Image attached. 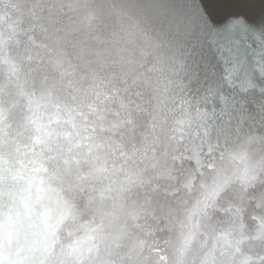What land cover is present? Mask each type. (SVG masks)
<instances>
[{"label":"water","instance_id":"obj_1","mask_svg":"<svg viewBox=\"0 0 264 264\" xmlns=\"http://www.w3.org/2000/svg\"><path fill=\"white\" fill-rule=\"evenodd\" d=\"M238 1L237 6L231 5L234 14H240L239 6L243 1L256 4V8L264 12V0ZM22 2L18 4L15 0V9L11 11L0 3V40H8L0 59V264H258V255L245 252L247 245L241 224L246 219L248 229L256 236V248L264 254V86L243 89L233 96L225 94L227 88L235 91L240 86L237 81H241L242 72L237 66L221 78V72L217 71L222 63L234 67L242 60L239 53L228 52L238 50L232 39L214 32L216 46H209L202 38V35H211L208 33L212 30L206 23H218L219 14L210 13L206 20L198 15L192 20L188 7L179 4L177 11L185 16L187 23L183 24L189 27L184 30L173 14L162 15L156 7L144 6V9H132L124 14L105 10L100 3L89 10L74 0L59 1L71 3L73 7L69 16L65 13L68 9L59 8L61 27L72 28L69 35H63V40L75 41V45L71 44L76 47L72 53L79 56L80 62L95 77L97 91L99 81L106 80L103 76L107 73L113 74L114 67L124 69L125 76L129 74L125 61L135 58L129 57L126 49L127 56L122 54L124 59L113 60H119L115 52L120 40L140 50L139 58H142L135 63L141 68L137 76L131 78L132 86L117 84L118 88L112 91V104L121 110L127 123L132 124L127 131L141 130L140 136L153 131L152 127L136 128L137 122L129 113L137 106L136 110L142 115L141 125L147 123L164 130H155L156 135L151 138L145 136L159 147L135 143L138 137L133 136L129 150L120 151L124 145L118 146L117 139L127 132L122 129L125 122L110 120L109 130H100L95 137L103 116L90 120L96 108L92 109L88 98L97 91L70 90L73 103H49L57 106V109L48 107L46 114L57 118L48 129L52 132L59 127L54 145L49 144L48 135L46 140L39 137L37 146L31 149L28 134L35 130L30 127L46 125L43 122L41 126L32 124L35 104L31 106L28 100L31 99L27 94L28 62L21 61L18 66L13 54L6 56L12 53L13 43L17 48L26 49L31 36L26 35L30 15L28 0ZM59 2L55 1L54 5ZM101 3L122 5L118 0ZM22 5L26 6L24 13L18 9ZM204 11L207 9L200 13ZM241 16L245 18L243 23L252 18ZM227 20L238 21L234 17ZM171 25L175 29L179 25L178 34L171 39L174 42L182 36L184 40L175 42L180 48L183 42L186 52L172 50V42L168 44L160 36L159 32L165 33ZM109 29L116 35H109ZM12 32L14 35H10ZM240 33L239 29L235 36L244 41ZM105 56L112 57L116 65L105 61ZM167 64L177 73H172ZM261 66L264 68V64ZM2 67L14 68L13 83L6 79ZM199 70L210 73L212 81L205 82ZM159 75L169 76V80L163 82ZM165 81L171 82L173 89ZM106 82L111 83L109 79ZM119 89L129 90L130 99L125 100ZM155 89L163 96L166 89L176 94V102L170 105L172 113L163 114V108L152 104L147 108L139 106L137 95L146 92L155 96ZM59 102L63 106H59ZM166 102L172 99L166 98ZM153 109L161 120H151L147 115L154 113ZM192 109L198 115L194 116ZM112 110L114 118L117 113ZM69 121L74 124L69 125ZM70 126L75 128L77 142L67 131ZM135 155L139 156L136 163ZM143 163L150 170L149 177L137 172ZM242 174L244 176L239 178ZM226 176L228 180L234 178L230 189L237 190L239 197L235 200L246 204L250 217H246L245 211H239L227 217L222 230L216 201L228 189L230 183L225 181ZM140 177L151 184L144 191L138 184ZM238 182L234 188V183ZM99 195L103 196L102 200H96L95 196ZM153 195L168 209L163 216L158 215L159 206L151 203ZM164 196L166 199L162 200ZM175 207L181 211H176ZM110 208L115 210L112 220L129 214L140 217V226L137 222L124 224L126 240L102 219ZM138 237L143 239L144 248L135 242Z\"/></svg>","mask_w":264,"mask_h":264},{"label":"bare ground","instance_id":"obj_2","mask_svg":"<svg viewBox=\"0 0 264 264\" xmlns=\"http://www.w3.org/2000/svg\"><path fill=\"white\" fill-rule=\"evenodd\" d=\"M14 1L15 0H0V3L3 4V7H6V9L11 11L15 9L13 5ZM22 1L24 0H16L18 4H22L23 3ZM55 1L59 2L62 0H35V2L32 0H28V10H29L28 14L30 15H28L29 24H28V32L26 33V35H31V36L28 39V46L26 48L27 50L23 48L22 46L17 48V46L13 43L12 53L8 52L6 54V56L8 57H11L13 54L15 57L14 59L17 60L18 66H21L20 65L21 61H23V63L28 62V75L26 76L29 77V79L27 80L29 86L27 89V94L31 96V99H28L30 100L29 104L31 106L35 104V107H34L35 115L31 118L32 124L37 123L38 124L37 126L39 125L41 126L42 125L41 123L43 122L46 125L45 127L44 126H41V127L31 126L30 127V130L32 131L35 130L34 132L28 134V147H30L31 149L37 146L36 141L39 140V137H43V139L46 140L48 138L47 136L49 135L48 141L50 145H54L55 141L57 140L56 137H57L59 127L54 128L52 132L48 130L49 128H52L54 124L57 122V118L55 116L53 115L46 116L47 112L49 111L48 107L53 106L55 107V109H57V106L50 105L49 104L50 102L53 104H57L56 102L58 101H64V102L67 101L71 104L73 102L72 100H70V97L72 98L73 93L70 92V90H73V91L75 90L76 92L80 90L85 91V92L87 91L91 92V89L96 90V80L94 79L95 77H93L87 70L86 66L80 62L79 56H77L76 53H72V49L76 47L72 46L71 44L75 45L76 44L75 41H72L68 38H65L64 40L71 41V42H65L63 40V35H69L70 32L72 31V28L69 27L68 29L65 30L61 27V21L63 20L61 19V15L59 14V8L63 7V8L68 9L65 13L67 14V16H69L70 11L73 12L72 4L64 3V2L62 4V2H59V4L54 5ZM74 1L78 2L79 4L82 5V7L87 8L89 10H92V8H94L95 5L100 3L101 6L105 8V10L120 11L124 14L130 13V10L132 9H144V6H146L149 9H151L152 7H156L158 8V10H160L162 15L164 14L166 16V14H169L171 16V14H173V16L176 18L175 20L179 21L182 24L184 30H186L189 27L187 26L185 27V25L183 24V22L187 23L185 16H183L181 12L177 11L179 4L188 7L187 10H189L192 20L198 15L200 18H203L202 20H206V19H209L207 15H209L210 13L219 14L217 18L218 23H215L214 21H208L206 23L207 28L212 30L211 32L208 33L211 35H202V38L206 39L209 46H211V44L216 46L217 40L214 38L215 35H212L214 32H216L217 35H222V37L226 39L228 38L232 39V42L235 44V47H236L235 49H238V50L229 49L228 52L239 53L240 55L238 56L239 57L241 56L242 62L238 65H234V67L233 65H229L228 63L227 64L222 63L221 69L219 68L220 71H217V73L221 72V78H222L224 74L226 75L227 71L231 72L232 68H235L238 66V71L241 70L242 72L241 81L245 83V84H242L241 81H237V83L238 82L240 83V86L236 87L235 91L233 90V88L232 89L227 88L226 91L224 90V88H221V89L224 90L225 94H229L230 96L231 95L233 96V94H235L236 92L242 91L243 89L250 90V89H253V87L255 86H259V85L264 86L263 85L264 84V68L263 66H261L264 64V12L257 9L256 4L254 3L249 5V4H246L244 1L241 2L239 6L240 14L239 13L234 14V12L231 11L233 9L231 5L237 6V4L239 3L238 0H167V1L166 0H123V1L118 0L119 3H122L121 6L101 3L107 0H74ZM229 5H230V8H229ZM22 6H23L22 8L18 7V9H20L21 13H24L23 9L26 6L25 5H22ZM221 6L226 7V8L219 9V7ZM206 9L207 11L200 13V10H206ZM58 14H59V17H57ZM232 14L234 15L231 16ZM241 14L250 15L252 16V18L249 21L245 20V22L243 23V19L245 18L242 17ZM232 17L238 19V21L236 22L232 21L230 23L227 19L232 18ZM239 19H240V22H239ZM190 24L193 26H196V23H190ZM64 26L66 28L67 24L64 23ZM198 26H201V22H200V25ZM178 27L177 29L179 30ZM177 29L173 28L171 25L169 30L165 32L166 35H162V34H165L162 32H159V33L161 34L160 36H162L163 38L167 40L168 44H171L172 42V47H171L172 50L186 52L183 42H182L181 48L175 42L179 40H184L182 36H178L174 42L172 40L174 35L178 34ZM239 29L241 31L240 34L244 36L243 40L245 41V43H243L244 41H242L241 38L235 36V32ZM14 32H12V34L10 35H14L13 34ZM108 32H109V35H116L110 29ZM35 35H38V37H36ZM4 36H7V35H4ZM219 38L221 37L219 36L218 40ZM15 40L16 42H19L17 37L15 38ZM73 40H75V38H73ZM6 41L8 42V40H0V48H1L0 59L1 60L3 59V56H4L3 52L6 51L5 50ZM139 45H140L139 49H142L143 48L142 45L141 44ZM116 49H117V52L115 53H118L119 60H117L116 58H113L114 61H121L122 58L123 59L125 58L124 57L125 55L127 56V54L125 53V49L130 53L129 57H134L135 59L127 58L129 60L125 61L126 62L125 66L128 65L130 68L129 70H127L129 71V74H127V76L123 74L124 69H122L123 71L122 72L120 68L114 67L113 74L107 73V75L103 76L109 79L111 83L106 82L107 79L103 81H99L98 91L96 90L97 94L96 95L92 94L89 96L88 100H91L92 109L96 108V110H94L93 112V115H91L90 120L94 121L96 118L103 116L102 117L103 120L101 124L99 125L97 124L99 130L95 132V137L98 135L100 130L102 132L103 130H106V131L109 130L108 123L110 122V120L111 122H113L115 119L117 120V123H119L120 120L122 119L125 122V126L122 128L124 131H127L126 129L128 125H131L132 127V124L127 123L125 116L120 114L121 110H119L118 107L113 106L111 98H113L112 96L113 88H118L117 84L121 85L122 87H124L123 85L129 86V87L132 86L130 84V80L132 77L135 78L137 76V71L139 70V68H141L140 65L137 66L135 63L141 60L142 57L139 58V55L141 54V52L138 49L134 50L133 47L130 45L127 46V41H124V40H120L118 42V46ZM239 57H235V58H239ZM213 58L214 60L216 59L215 57ZM105 59H106L105 61H109L111 62V64L116 65V63L112 61V57L109 58V56H105ZM170 62L172 66H174V64L172 63L173 61L171 60ZM205 63H208L207 59H205ZM6 64L9 65L8 63ZM11 66H14V65H11ZM167 66L171 70L172 73L173 72L177 73V71L171 69L169 64H167ZM180 66L186 68L184 65H180ZM133 67L136 69L135 71L132 70ZM3 71H5L4 76H6V79H8L9 81H11V83H13L14 81L12 80H14V76H15L14 68H3ZM200 73L202 75L201 78L205 80V82H207V79L211 80L210 73H206V71L204 72L200 71ZM159 77L161 78V81L163 82L166 79L169 80V76L165 78L164 75H159ZM226 81H229V80L226 79ZM165 82L166 84L169 85V87L173 89V86H171L173 84L171 82H167V81ZM119 92H122L125 95V97H123L125 98V100L127 98L130 99L128 97L129 96L128 93H131L129 90L119 89ZM154 92L156 93L155 96L151 95V93L146 95V92L144 93L140 92V94L137 95L139 106L141 108H147L148 104H152L154 105V107H158L160 109L163 108V114L172 113L173 111L170 108V105L171 104L174 105V103L176 102V96H175L176 94L170 93L171 91L167 89L165 90L164 96H163V93H161L159 89H155ZM166 98H171L172 102L170 103L166 102ZM79 101L82 102V97L79 98ZM132 101H135V99L133 98ZM46 103L47 105L44 107ZM133 103L137 104V102H133ZM59 106H63V104H60L59 102ZM70 107L72 106L70 105ZM150 107H153V106L150 105ZM136 108L133 109L134 112L129 113L131 114L132 119L137 122V124H135L137 126L136 128L137 129H148L152 127L150 129H152L153 131L145 132L143 133L144 134L143 136H140L141 130H131L130 132L129 131L124 132V134L120 135L117 139L118 146L124 145L120 149V151L125 152L129 150L130 140L133 136L138 137L134 141L135 143L144 142V143H147L146 145H152V146L155 145V147L160 146L158 143L153 144L151 141L149 142V140L146 137L151 138L154 135H156V133H154L155 130L159 129L163 131L164 128H161L158 126H151V125H148L147 123L145 124V126L141 125L143 124L141 120L142 115L139 110H136ZM169 108L171 109V112H169ZM112 109H115L117 113V116L114 118H112V115H113ZM125 109H126V106H125ZM64 110L62 112H64ZM123 111L128 113L125 110ZM153 112L154 113L147 114L151 118V120H156V121L161 120L160 117L157 116L154 109H153ZM191 113H193L194 116L198 115V113L193 109ZM89 116L90 114L87 116L86 121L88 120ZM171 116L172 115H170V117ZM71 124H74V122L69 121V125ZM62 125H65V124H63L62 122ZM74 126L72 127L70 126V128L67 127V131L73 136L71 137L73 141H75V137H76V142H77V139L79 138L76 135ZM6 133L8 134V130H6ZM58 137H59V133H58ZM8 139H11V136H9ZM123 157H125V155ZM138 159H139L138 155H135V157H133V161L135 163L138 161ZM137 172H140L145 177H149V174H150V170L146 167V163L139 165ZM242 176L244 175L243 174L240 175L239 178ZM233 179H234L233 177H230L228 180V176H226L225 181L228 184L229 183L230 184L228 186V189L225 191V193L222 194L220 198L217 199L216 201V202H219L218 219H219L221 226H223L222 230H224L227 217H232L236 215V213L239 211L240 212L245 211L246 217H250L249 208L246 206V204L244 202L235 200L236 198L239 197V195L237 194V190L231 191L230 189L232 186ZM138 184L141 188L140 190L142 191L145 190V187L151 186L150 182L149 183L143 182V179L141 177L138 181ZM238 184L239 182L234 183V188ZM100 195L95 196L96 200H102L103 196L100 197ZM140 198L143 201V196H140ZM151 198H152L151 203L159 206L158 215L163 216L164 213H166L168 209L164 207V204L158 203L154 199V195ZM159 199H161V196H159ZM164 199H166V196H164L162 200ZM174 209L176 211H181L179 207H175ZM116 210H117V207H116ZM114 215H115V210L113 211V208H110V210H107L104 212V217L102 219H104L105 224L107 223L108 226L112 228V231L114 230L115 232H117L118 236H122L123 240L127 239V236L124 235V232H123L124 224L125 226H127V224H130L131 222L133 224L136 222L138 225L141 224L140 217L138 215L137 216L133 214H129L128 216L122 215L120 218H116L115 220H112L111 218ZM231 220H233V218H231ZM241 225H242V235L243 237H245L246 245H247L244 247L245 252L247 254H251L254 256L258 255L259 258L256 260L258 264H262V259L264 258V254L260 252V250H258L254 244L256 241V236L252 234L250 230L248 229L246 225V219L243 220ZM223 234H226V233L224 232ZM226 237H229L228 234H226ZM135 242L139 244L140 247L142 248L145 247V243L142 238L138 237L137 241L135 240ZM142 243H143V246H141ZM256 260H253L252 262Z\"/></svg>","mask_w":264,"mask_h":264}]
</instances>
